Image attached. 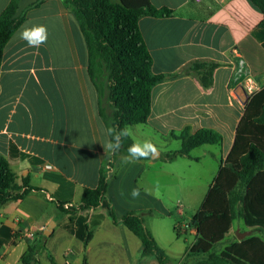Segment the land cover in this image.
I'll use <instances>...</instances> for the list:
<instances>
[{
	"label": "crops",
	"instance_id": "obj_1",
	"mask_svg": "<svg viewBox=\"0 0 264 264\" xmlns=\"http://www.w3.org/2000/svg\"><path fill=\"white\" fill-rule=\"evenodd\" d=\"M11 1L0 0V14ZM37 1L40 5L27 12L3 49L0 154L16 172L18 181L27 178L40 191L0 206V264H21L20 258L35 235L44 234L51 222L54 225L46 236V253L57 264H82L83 257L87 264H159L154 257L141 259L140 241L122 223L109 219L108 205L118 220L129 213L141 215L145 229L172 264L168 255L173 256V248L179 247L170 239H158L156 220L170 212L155 198L154 188L165 169L162 165L189 170L190 163L202 159L192 157L190 152L188 157L167 162L165 154L174 151H163L154 139L178 143L172 134L186 128L191 134L205 128L221 135L220 144L200 146L210 161L207 193L231 149L250 98L245 85L254 90L253 94L264 87L261 11L249 0H150L157 9L173 11L167 18L139 19L152 58L151 70L168 77L153 87L150 115L142 125L147 130L143 137L157 146L159 155L136 162L125 159L109 179L107 199L96 211L60 216L53 202L76 205L83 188L96 187L108 136L99 117L96 91L87 75L86 46L74 15L62 0H17L16 16ZM32 25L47 27V41L38 48L29 47L19 36L23 27ZM197 61L219 65L207 90L193 75L183 73ZM159 160H163L162 165L157 164ZM133 188L140 189L138 198L130 195ZM44 215L48 219L40 225ZM145 220L150 221V228ZM187 224L178 226L193 237L196 232ZM237 227L234 235L249 230L243 224ZM28 232L33 233L31 241L25 238ZM88 232L91 238L85 246ZM195 239L185 248L183 260ZM43 256L46 254L38 257V264H50Z\"/></svg>",
	"mask_w": 264,
	"mask_h": 264
},
{
	"label": "trees",
	"instance_id": "obj_2",
	"mask_svg": "<svg viewBox=\"0 0 264 264\" xmlns=\"http://www.w3.org/2000/svg\"><path fill=\"white\" fill-rule=\"evenodd\" d=\"M62 1L74 15L85 42L87 75L96 91L98 113L105 129L111 127L119 131L145 124L150 115L152 89L168 77L152 72V58L140 31L139 19L143 16L167 18L173 11L157 9L150 0ZM249 1L261 11L259 27L264 28V0ZM40 3L35 2L16 16L17 0H12L0 14V66L5 45L25 21L27 12ZM217 67L216 63L197 61L187 66L183 73L193 75L207 90L213 84ZM172 136L181 142V147L165 154L167 162L188 157L200 146L222 142L219 133L205 128L192 134L186 128ZM133 143L128 135L123 138L118 152L106 153L99 167L96 187L83 188L76 205L53 202L57 214L70 216L96 211L107 199L108 181L125 161L127 149ZM38 191L40 189L32 187L27 178L18 181L16 172L0 154V206L9 201H20L29 193ZM107 216L113 223H122L140 241L141 259L154 257L159 264H168L167 255L145 229L141 215L129 213L118 220L108 205ZM47 219L46 215L42 216L39 224L43 225ZM233 221L242 222L251 235L240 241L233 240L216 251L229 234ZM187 227L195 230L196 239L188 248L182 264H188L186 261L191 257L196 258L193 264H264V87L246 102L231 149ZM173 229L176 237H181L178 224ZM47 238L38 232L21 256L20 263L38 264V257L46 254L50 264H57L46 253ZM90 238L88 232L85 246ZM82 264H87L85 257Z\"/></svg>",
	"mask_w": 264,
	"mask_h": 264
},
{
	"label": "rangeland",
	"instance_id": "obj_3",
	"mask_svg": "<svg viewBox=\"0 0 264 264\" xmlns=\"http://www.w3.org/2000/svg\"><path fill=\"white\" fill-rule=\"evenodd\" d=\"M127 129L129 130V136L134 142L146 141L142 134H147V130L144 129L142 125L128 127ZM154 141L163 151L168 152L180 149V141L178 143L171 140L163 142L158 138H155ZM204 153V147H198L191 151L190 154L192 157L200 158L202 160L200 162L190 163L191 167L189 170L184 167H179L178 170H174L169 165H162L163 160L157 161V164L162 165L165 169L158 178V185L154 188L153 195L167 205L170 212V215L162 216L156 220L160 231H158L159 234H157V236L159 240L164 238L170 239L172 245H177L179 247L173 248V253H175L173 256L170 254L168 255L172 264H182L184 262V256H182L184 250L192 243L193 237H196L194 234L193 237L190 236L191 234L187 232L188 234L182 233L181 237L176 238L173 231V225H185L188 223L194 213L198 211L204 200L208 189L207 184L211 181L208 171V164L210 161L204 156ZM179 162L182 161H178V163ZM145 221H147L146 225L150 228V221ZM232 226L233 228L230 230L222 244L217 246L216 251L222 250L231 241L237 240L236 235H234L235 228L237 226L242 227V223L240 221H234ZM240 227L237 228L240 229ZM42 259L45 262L48 261L46 256H43ZM195 259L196 258L191 257L186 262L188 264H193ZM198 259L200 260V258Z\"/></svg>",
	"mask_w": 264,
	"mask_h": 264
},
{
	"label": "clouds",
	"instance_id": "obj_4",
	"mask_svg": "<svg viewBox=\"0 0 264 264\" xmlns=\"http://www.w3.org/2000/svg\"><path fill=\"white\" fill-rule=\"evenodd\" d=\"M22 40L26 41L29 47L38 48L39 46L46 43L48 38L47 27L45 25H32L30 27H23L19 33ZM108 139L104 144V150L107 152L116 153L122 146L123 138L129 135L127 128L120 129L117 131L115 128L106 129ZM128 156L126 160L128 162H136L142 159H149L155 157L158 154L157 146L150 140L143 142H135L131 144L128 149ZM130 195L133 198L140 196V189L133 188Z\"/></svg>",
	"mask_w": 264,
	"mask_h": 264
},
{
	"label": "water",
	"instance_id": "obj_5",
	"mask_svg": "<svg viewBox=\"0 0 264 264\" xmlns=\"http://www.w3.org/2000/svg\"><path fill=\"white\" fill-rule=\"evenodd\" d=\"M159 154H157L156 156H158ZM155 156V157H156ZM155 157H152L151 159H154ZM53 222H51L50 224H49V226H48V228H47V230H46V232H44V235L45 236H47L48 235V231L50 230V228L51 227H53ZM251 235V231L250 230H246V231H244V232H237L236 233V238H237V240H242V239H244V238H246V237H248V236H250Z\"/></svg>",
	"mask_w": 264,
	"mask_h": 264
},
{
	"label": "built area",
	"instance_id": "obj_6",
	"mask_svg": "<svg viewBox=\"0 0 264 264\" xmlns=\"http://www.w3.org/2000/svg\"><path fill=\"white\" fill-rule=\"evenodd\" d=\"M191 1L199 2L200 0H191ZM246 82H249V80L247 79ZM245 90H246V94H248V96L251 97L253 95L254 90L250 86L245 85ZM244 104H245V102H244ZM49 168H50L49 166H46V169H49ZM25 238L28 241H31L33 239V233L32 232L26 233Z\"/></svg>",
	"mask_w": 264,
	"mask_h": 264
}]
</instances>
